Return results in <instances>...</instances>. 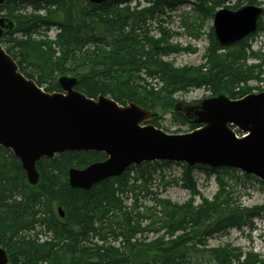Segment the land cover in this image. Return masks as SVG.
Masks as SVG:
<instances>
[{"label":"trees","instance_id":"16d2710c","mask_svg":"<svg viewBox=\"0 0 264 264\" xmlns=\"http://www.w3.org/2000/svg\"><path fill=\"white\" fill-rule=\"evenodd\" d=\"M187 4L191 7L182 26L188 33H199L221 8L259 5L258 32L264 34V0H112L99 5L87 0H6L0 16L13 27L1 44L19 71L46 92L60 91L58 77H73L74 88L88 98L104 95L120 105L133 103L157 114L148 123L165 132L158 122L164 116L191 131L197 104H184L175 96L197 88L208 97L242 98L254 89L249 82L261 81L262 63L247 61L263 62L264 54L251 50L253 36L234 48H220L210 27L202 63L175 67L165 61L172 54L194 52L171 44V34L162 26L168 14ZM53 28L57 32L50 40ZM105 159L97 152L43 158L36 163L39 181L30 185L18 159L0 147V248L11 264H264L258 254L231 244L208 246L215 236L251 230L254 220L264 221V204L244 207L235 199L230 177L237 171L183 166L180 178L173 180L190 195L182 204L150 191L158 162L130 167L88 191L69 186L70 168ZM195 169L215 176L217 191L211 200L198 192ZM147 198L152 205L141 207L140 199ZM43 233L48 237L42 240Z\"/></svg>","mask_w":264,"mask_h":264},{"label":"water","instance_id":"95a60500","mask_svg":"<svg viewBox=\"0 0 264 264\" xmlns=\"http://www.w3.org/2000/svg\"><path fill=\"white\" fill-rule=\"evenodd\" d=\"M262 11L255 5L217 11L212 27L218 45L231 48L255 33ZM7 27L0 18V38ZM75 83V79L60 78L62 92L45 93L18 71L0 47V146L19 159L30 185L39 180L36 162L67 151L107 156L83 170L70 169L68 182L74 189L89 190L131 165L151 161L227 167L264 181V92L238 100L204 99L192 113L193 123L201 128L172 135L152 125L140 126L152 118L149 111L135 104L119 106L105 96L86 98L73 89ZM232 127L246 136L238 139ZM57 212L64 217L60 208ZM0 264H10L1 248Z\"/></svg>","mask_w":264,"mask_h":264},{"label":"rangeland","instance_id":"374dc122","mask_svg":"<svg viewBox=\"0 0 264 264\" xmlns=\"http://www.w3.org/2000/svg\"><path fill=\"white\" fill-rule=\"evenodd\" d=\"M191 5L187 4L177 11L168 14L170 19H165L166 21L162 26L171 34L170 42L173 45H178L180 48H189L194 50V52H179L177 54H172L165 58V61L172 63L175 67L183 66H196L203 62V56L206 52V48L209 46V41L207 38L208 29L212 25V21H207V26L203 29L195 30L196 34L186 32L185 28L182 26V18L184 14L189 11ZM155 26L151 27L153 29ZM56 34V30L53 28L48 33L50 40H53ZM154 34V33H153ZM194 35H200L199 38H195ZM249 44L251 45V50L255 53L264 54V34L262 32H257L250 39ZM261 65V81H251L248 83L249 87L252 89V93L256 94V88L261 89L260 92H264V60L260 62L258 59L249 57L247 64H260ZM150 82V80H147ZM154 85V82L151 83ZM209 93L204 89L193 88L188 92L179 93L175 96L177 101L188 104L194 101H200L207 99ZM157 114L153 113L155 118ZM158 122L163 128H166V132L169 134L177 132L187 131L186 127H180L171 121L170 116H164L159 119ZM163 130V129H162ZM155 170L152 173V181L150 183V191L159 194L162 198L168 199L169 201L182 204L186 202L189 198V193L187 190L182 188L180 184H175L173 180L179 179L182 173L183 164L181 163H170L162 166H155ZM133 174V173H132ZM193 179L196 182L197 190L207 200H210L217 191V184L215 181V176L200 170L195 169L193 171ZM230 184L232 185L234 191L235 199L244 207H254L264 204V185L261 184L256 179L245 178L241 172L237 171L236 174H232L230 177ZM168 183V185L163 187V184ZM164 188V191H163ZM196 203H200V199L196 197ZM142 202L141 207H150L152 202L147 198L145 200L140 199ZM128 205V203H127ZM47 234H41L40 238L43 240L47 238ZM225 244H231L234 247H238L242 252L246 253L252 251L258 254L262 259H264V221L256 219L253 221V227L251 230H230L226 235H218L211 238L208 241V246L210 248L223 246Z\"/></svg>","mask_w":264,"mask_h":264}]
</instances>
